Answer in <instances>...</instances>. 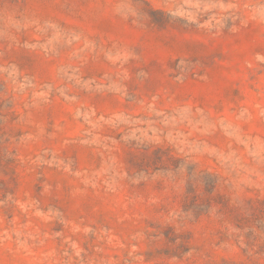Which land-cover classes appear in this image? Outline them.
<instances>
[{
  "label": "rangeland",
  "instance_id": "obj_1",
  "mask_svg": "<svg viewBox=\"0 0 264 264\" xmlns=\"http://www.w3.org/2000/svg\"><path fill=\"white\" fill-rule=\"evenodd\" d=\"M0 264H264V0H0Z\"/></svg>",
  "mask_w": 264,
  "mask_h": 264
}]
</instances>
